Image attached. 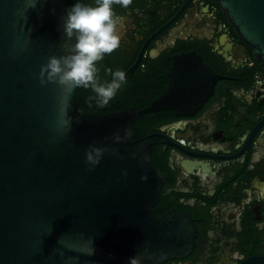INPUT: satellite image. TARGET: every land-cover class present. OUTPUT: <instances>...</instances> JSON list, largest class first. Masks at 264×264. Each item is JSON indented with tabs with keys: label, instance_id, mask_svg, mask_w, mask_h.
I'll list each match as a JSON object with an SVG mask.
<instances>
[{
	"label": "water",
	"instance_id": "95a60500",
	"mask_svg": "<svg viewBox=\"0 0 264 264\" xmlns=\"http://www.w3.org/2000/svg\"><path fill=\"white\" fill-rule=\"evenodd\" d=\"M213 1L264 68V0ZM67 8L63 0H0V264L184 257L195 236L190 217H157L164 175L131 125L167 109L193 113L218 77L199 57L190 67L178 58L168 88L148 107L90 112L76 102L79 87L64 92L46 71L49 58L75 43L63 30ZM181 73L198 77L181 83Z\"/></svg>",
	"mask_w": 264,
	"mask_h": 264
},
{
	"label": "flooded vegetation",
	"instance_id": "af4514ba",
	"mask_svg": "<svg viewBox=\"0 0 264 264\" xmlns=\"http://www.w3.org/2000/svg\"><path fill=\"white\" fill-rule=\"evenodd\" d=\"M112 9L120 46L96 63L97 80L110 82L116 70L126 79L107 105L87 88L93 113L148 107L168 88L178 58L190 67L199 57L218 77L193 113H151L134 138H148L153 165L164 175L156 215L186 212L195 230L187 255L160 264H264L262 64L213 0H131ZM194 77L180 74L181 83ZM199 77L202 94L208 76Z\"/></svg>",
	"mask_w": 264,
	"mask_h": 264
},
{
	"label": "clouds",
	"instance_id": "9594fccd",
	"mask_svg": "<svg viewBox=\"0 0 264 264\" xmlns=\"http://www.w3.org/2000/svg\"><path fill=\"white\" fill-rule=\"evenodd\" d=\"M131 0H96V6L76 2L65 10L63 30L68 39L75 37L69 54L60 58L51 57L46 65L48 78L62 91L70 92L75 87H91L97 102L107 105L125 82V72H112V80L101 84L97 80L96 63L105 54H111L120 46L117 29L120 18L115 17L112 5L127 7ZM92 160L91 155L88 156ZM129 264H145V258L133 256Z\"/></svg>",
	"mask_w": 264,
	"mask_h": 264
},
{
	"label": "trees",
	"instance_id": "16d2710c",
	"mask_svg": "<svg viewBox=\"0 0 264 264\" xmlns=\"http://www.w3.org/2000/svg\"><path fill=\"white\" fill-rule=\"evenodd\" d=\"M76 2H80L83 3L85 5L88 6H96V0H63V3L67 6L70 7L73 4H75ZM89 89L84 88L82 86H80L78 88L77 94H76V102L78 103V105L90 112H98V109L95 105H88L84 100V96L85 94H89ZM93 97V96H91ZM146 105H140L138 106L139 109L143 108ZM123 110V105H119V107L115 108L113 111L118 112ZM156 113V112H155ZM151 114H146L144 116H142L141 118H139L135 124H133L131 126L132 131L134 132L135 136L134 138H139L143 135V127L145 124L146 119L148 118V116ZM158 217H160L159 215H157Z\"/></svg>",
	"mask_w": 264,
	"mask_h": 264
}]
</instances>
